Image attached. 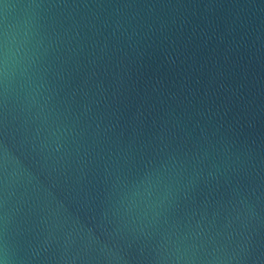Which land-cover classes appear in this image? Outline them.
<instances>
[{"label": "water", "instance_id": "1", "mask_svg": "<svg viewBox=\"0 0 264 264\" xmlns=\"http://www.w3.org/2000/svg\"><path fill=\"white\" fill-rule=\"evenodd\" d=\"M0 264H264V0H0Z\"/></svg>", "mask_w": 264, "mask_h": 264}]
</instances>
